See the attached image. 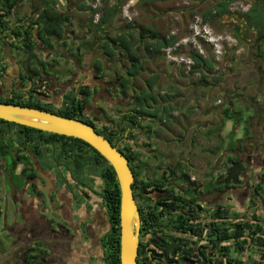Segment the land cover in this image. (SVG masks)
I'll list each match as a JSON object with an SVG mask.
<instances>
[{"label": "flooded vegetation", "instance_id": "af4514ba", "mask_svg": "<svg viewBox=\"0 0 264 264\" xmlns=\"http://www.w3.org/2000/svg\"><path fill=\"white\" fill-rule=\"evenodd\" d=\"M7 2L9 6L0 9V99L63 117L75 115L71 118L102 132L126 157L140 222L136 264H264V214L262 220L252 222L220 217L214 151L206 149L204 159L190 155L186 162L182 116H172L169 133L161 112L160 119L127 118L139 110V95L132 100L126 90L128 70L140 61L126 54L121 57L117 44L105 34L97 40L95 30L86 38L82 28L78 34L64 26V35L45 46L33 17L39 0ZM32 2L33 10L19 14ZM109 48L114 49L113 56ZM121 66L129 68L125 88L118 76L104 79L107 70H121ZM258 71L262 77L261 66ZM116 80L120 88L112 87ZM147 88L144 91L157 96L153 86ZM258 103L257 107H264V94ZM152 106L143 107L153 112ZM6 122H0V203L10 222L0 242L7 243L3 252L8 258L0 263L106 264L110 225L103 196L105 164L92 156L88 146L63 134ZM147 125L151 128H143ZM242 160L246 165L247 160ZM235 185H221V191ZM26 207H31L30 217L24 216Z\"/></svg>", "mask_w": 264, "mask_h": 264}, {"label": "crops", "instance_id": "0c3cea01", "mask_svg": "<svg viewBox=\"0 0 264 264\" xmlns=\"http://www.w3.org/2000/svg\"><path fill=\"white\" fill-rule=\"evenodd\" d=\"M123 1L131 2V0ZM132 1L135 3L133 5L138 13L137 19L127 23L123 21L121 14L117 13L111 23L101 26L102 30L107 27V32H114L115 35L112 33V36L131 34L133 41H136L133 54L141 62L142 67L128 79L127 96H131L132 100H135L140 92L148 89L147 87L152 83L151 80L155 78L156 82L151 84L153 86L152 92L157 95L156 97L160 103L157 106L153 104L152 107L155 109L161 105L162 108L167 110L162 112V117L167 122V126L170 127L166 128L168 133L172 130L171 126L174 120L172 116L177 114L182 116V119H180L183 126L181 133L187 143L183 155L186 162L189 161L190 155L198 156V159H204L207 156L206 149L214 151L213 166L217 160L218 165H215V168L219 175V184L225 177L229 159L245 158L247 163L243 171L244 175L241 176L242 185H235L237 188L233 187L231 189L230 187L229 190L225 191H221L222 186L220 185L219 206L226 212L223 217L235 220L246 219L249 222L254 221V219L262 220V213L264 214V206H262V198L264 199V135H262V114L253 113L254 108L259 107L257 105L260 98L245 95L242 93V88L239 89L238 84H235L234 81L229 84L227 81L229 74L224 75L222 70H218L216 64L212 68L193 69L191 74H185L175 65L167 63L160 50L163 37L172 27H177L181 35L188 33V24L196 13L201 14L203 17L206 15L204 18L208 19L213 26L219 24L221 28L228 25L233 15L227 12L217 17L208 15V10L217 0ZM55 2L57 5L58 1L55 0ZM103 5L102 2V7ZM118 5L121 6L120 3ZM38 8L41 10L42 6L38 5ZM24 9L19 14L25 16L28 12H24ZM71 9L67 8L69 20L66 24L71 26L74 33L79 32L81 34L80 28H82L87 38V35H90L89 32L96 30L94 27H91L93 29L88 28L90 26V10L86 6L80 9L78 3L72 6ZM34 10L35 16L33 17H36L35 12L39 10H37V7ZM88 13L89 15H87ZM101 29L95 31L97 40L103 34ZM70 35L66 38L67 41ZM263 64L262 71H264ZM121 67V70L117 68H115V71L107 70L104 79L106 81L115 80L118 76L122 79V82L126 80L128 78L126 71L129 68H125L126 66ZM112 87L120 88V80L114 81ZM254 88L258 90L256 85H254ZM218 99L222 103L216 105ZM237 102L243 105V108L247 110V114L245 118L240 117L241 121H236L237 125L241 122V129L237 135L233 134V137H229V130H232L233 127L229 126L228 122H223L226 117L225 112L232 113L234 104ZM249 108H252L253 111L249 112ZM250 113H253L255 117ZM256 132H258V135H256ZM194 133L196 135H193ZM204 168H202V171ZM193 173L192 171L190 175H193ZM247 189L249 193L245 195ZM252 189L256 201L257 199L260 201L255 206V199L250 194V191H253ZM30 208L26 207L24 211L26 215L24 216L30 217L28 212ZM13 236L14 234L10 233V239ZM9 250L8 247L7 252Z\"/></svg>", "mask_w": 264, "mask_h": 264}, {"label": "trees", "instance_id": "16d2710c", "mask_svg": "<svg viewBox=\"0 0 264 264\" xmlns=\"http://www.w3.org/2000/svg\"><path fill=\"white\" fill-rule=\"evenodd\" d=\"M8 0H0V9L4 8V6H9V3L7 2ZM114 1V2H113ZM232 0H219L217 1L207 12V14L211 15V10L213 14V10L215 13L213 14L214 16H219L223 13L227 12V5L228 2ZM15 2V0H10L11 5ZM103 2V7H97V8H91L87 6L86 0H81L78 3L79 8L81 9L83 6H86V8L90 9L91 17H90V26L94 27L96 30H100L102 25H106V23H111L114 18L116 17L117 13L120 14L121 7L118 5L119 0H102ZM39 5L42 6V9L39 10L37 8L35 14V24L37 25V35L39 39L41 40L42 43H44L45 46L50 47L51 46V39L53 37H58L61 38L64 35V26H66L68 20H69V13L67 10L65 11H59L57 8L58 4L56 5L55 0H39ZM101 12L100 17L98 19V22L94 23L93 22V15L96 12ZM206 17V15L204 16ZM245 19H246V24L244 25V28H246V31L253 29L255 40L254 44L256 46L255 48V55L257 57H260L262 59V64L264 63V0H252L251 5L249 9L245 13ZM3 23L1 20L0 26ZM243 27H236V32H235V39L240 42L241 38L239 31H241ZM95 30V31H96ZM102 30V29H101ZM104 32V30H102ZM96 35V32H95ZM106 36L110 37V41L113 42L115 45L117 44L119 54L121 57H123L125 54L127 57L130 59L137 61L136 56H134L132 52V45L134 43L133 38L131 34L128 35H123L119 34L117 36ZM173 38H168L167 36L163 37L162 45L160 47H166L171 44H173ZM83 44V43H82ZM135 51V50H134ZM108 53L110 55H114V49L109 48ZM254 53V52H253ZM189 56L193 59L194 61V66L193 69H203V68H212L214 66L213 61L209 58H204L202 55L190 51ZM213 64V65H212ZM141 68V63L139 62L138 65L134 66L132 69H129V74L134 75L140 70ZM263 73V72H262ZM151 84L156 82V79L153 78L151 80ZM148 86L149 88H152V85ZM123 86L125 88V82L123 80ZM139 96L137 97V102L139 105V110L135 111V114H130L127 115V118L130 121H135V119H139L142 115L145 116H150L154 118H161L160 112L162 113L163 111H167L166 109L162 108L160 105L155 108V111L151 112L145 109L144 104L146 105H152L156 104V106L160 103L158 101V98L154 96L151 92L144 91L141 94H138ZM253 99V98H252ZM0 102L2 103H10V104H19L23 106H30V107H36L33 105L25 104L23 102L19 101H7L0 99ZM264 107H258V109L255 110L256 114H264L263 112ZM226 118H232V113L230 112H225ZM139 116V117H138ZM64 117H73L76 118L75 115H68L65 114ZM242 119L239 118V120L236 121H241ZM262 121H264V117H262ZM0 122H6L2 119H0ZM8 123V122H6ZM11 125H17L13 122H9ZM151 128V125L143 126V128ZM263 129H264V124H263ZM99 134H102V132L97 131ZM103 135V134H102ZM105 137V135H103ZM69 139H73L74 141H77L85 146H88L90 150L93 152L94 155L97 159H101V162L105 164V172L103 173V177L106 180L105 183V188L103 191V196L105 199V202L107 204V209H108V217H109V231L107 233V244L109 250L107 251L106 255V264H120L119 262V187L116 179L115 172L111 165L106 161V159L101 156L94 148L89 146L87 143H84L82 140L75 138V137H66ZM92 157V160H93ZM98 159V160H99ZM99 164V163H98ZM229 166L228 168L226 167V176L223 178L222 182H220V185H235L240 183L242 180L240 176H242L243 170H244V163L243 160L240 158H230L228 162ZM219 215L220 217L224 216V213H226L221 207L219 208ZM222 235V234H221ZM222 238V236H221Z\"/></svg>", "mask_w": 264, "mask_h": 264}, {"label": "water", "instance_id": "95a60500", "mask_svg": "<svg viewBox=\"0 0 264 264\" xmlns=\"http://www.w3.org/2000/svg\"><path fill=\"white\" fill-rule=\"evenodd\" d=\"M0 119L43 131L72 136L94 148L113 168L119 187V262L136 264L139 216L132 195L133 175L126 157L91 125L37 108L0 102Z\"/></svg>", "mask_w": 264, "mask_h": 264}, {"label": "rangeland", "instance_id": "374dc122", "mask_svg": "<svg viewBox=\"0 0 264 264\" xmlns=\"http://www.w3.org/2000/svg\"><path fill=\"white\" fill-rule=\"evenodd\" d=\"M58 4H59V11H65L67 10V8H72V6L76 5L77 3H79V1L81 0H57ZM96 0H94L95 2ZM219 1V0H217ZM215 1V3L217 2ZM252 0H232L228 2L227 5V11L228 13L232 14L233 16L231 17L232 19L229 21L228 25L221 28L219 24H217L215 27V31L218 34H222V35H228L230 37H234L235 38V32H236V27H243L241 29V31H239L241 41L238 42L237 40H235L234 38V42H232L231 44H228L229 46H224L223 48V54H222V58L218 61V68L220 70H222L221 72L225 75V74H229L227 81L229 82V84L231 82L234 81L235 84H238V88H242V93H244L247 96H254V98L258 97L260 99H262V95L264 94V72L262 74L261 77V73H259V67H262V59L260 57H257L255 55V44H254V40L256 39L254 36V32L253 29H250L249 31H246V28H244V25L246 24V19H245V13L246 11L249 9L250 5H251ZM36 3V1H35ZM102 3V0H101ZM119 3L121 4V6H123L124 4H129V5H133V1L131 0V2H125L122 0H119ZM135 5V3H134ZM120 6V7H121ZM35 7L34 2H32V4H30L29 8L24 9V12H30L29 10H33V8ZM99 8V6H97ZM133 10L136 11L135 7L133 8ZM133 10H129L127 15L131 17V19H128V16L126 17L125 15H121L123 21L125 22H132L133 20L138 18V13L136 11V13L133 12ZM72 11V9H71ZM199 14V13H196ZM89 15V13L87 14ZM191 19V18H190ZM190 23V22H189ZM189 25V24H188ZM241 25V26H240ZM66 27H69V29H71V26L66 25ZM107 27L104 30L103 34H107L109 33V35H111L112 33L115 35L114 32H107L106 31ZM70 31V30H69ZM107 32V33H106ZM79 34V32H78ZM112 34V35H113ZM189 35V33H187ZM105 35H103V37H105ZM111 35V36H112ZM83 43V42H82ZM254 52V53H253ZM264 65V64H263ZM254 85H256V87L258 88L255 89ZM245 100V99H244ZM244 103V101H242ZM231 111V109H230ZM249 112L253 111L252 108L248 109ZM247 110H245L243 108V105L239 104L238 102L236 104H234V109L232 112V119H227L225 117L224 119V123L229 124V126H232L233 129L229 130V137H233L234 135H237V133L239 132V130L241 129L240 125H237L238 123L236 122V120H239V118L244 117L247 114L246 113ZM264 112V110H263ZM255 113V112H253ZM253 113H250V115H254ZM240 118V119H241ZM230 121V123H229ZM236 123V124H235ZM263 124L264 121H262V135H264V129H263ZM239 126V127H238ZM230 128V127H229ZM238 128V129H236ZM243 128V127H242ZM238 130V131H237ZM234 134V135H233ZM254 134V132L252 133V135ZM256 135H258V132H256ZM96 190H99V187L97 186ZM0 210H2L1 216H0V242L3 241L5 238V236L7 235L6 232L3 231L5 224H8L10 221V218L7 217L5 218V212L3 213V208L4 205L2 203H0ZM0 255H1V260L0 262L3 260V256L8 258V255L6 253L3 252V250L6 248L5 246L6 244H1L0 243ZM1 264V263H0ZM98 264H103V263H98Z\"/></svg>", "mask_w": 264, "mask_h": 264}, {"label": "built area", "instance_id": "2783aa9c", "mask_svg": "<svg viewBox=\"0 0 264 264\" xmlns=\"http://www.w3.org/2000/svg\"><path fill=\"white\" fill-rule=\"evenodd\" d=\"M87 6L91 8H97V6H101V0H86ZM123 11V15L128 16L127 13L129 10H133L132 5L124 4L121 6ZM1 12V11H0ZM136 13L135 10H133ZM99 19V13L96 12L93 15V22H96ZM130 20L131 17L128 16ZM191 35L184 36L178 38L173 44L166 46L162 49L164 56L167 62L175 65L176 67H180L184 70L185 73H190L193 70L194 61L189 56V46L196 50L204 57L207 56L205 51L203 50L204 44L211 47V56L217 61L222 58L223 54V40L225 37L216 34L214 29L208 24V22H203L200 16L195 15L193 22L190 26ZM177 29H172L170 31V35L176 36ZM220 100H217L219 103Z\"/></svg>", "mask_w": 264, "mask_h": 264}, {"label": "clouds", "instance_id": "9594fccd", "mask_svg": "<svg viewBox=\"0 0 264 264\" xmlns=\"http://www.w3.org/2000/svg\"><path fill=\"white\" fill-rule=\"evenodd\" d=\"M132 7L134 8V5H132ZM58 8V7H57ZM90 10V9H89ZM99 13V17H100V14H101V12L99 11L98 12ZM215 13V11L213 10V14ZM227 13H228V11H227ZM120 14L122 15L123 14V12H122V8H121V11H120ZM212 14V10H211V15L210 16H214ZM195 15H198V16H200V18L202 19V21L203 22H208V24L214 29V31H215V27L210 23V21L208 20V19H205L201 14H194L193 16H192V19H191V21H190V23H189V25H188V33H189V35L186 33V34H184V35H181L180 34V30L177 28V27H172L170 30H169V32L166 34V36L168 37V38H173V43L178 39V38H181V37H184V36H190L191 35V29H190V26H191V24H192V22H193V19H194V16ZM216 17H217V15H216ZM93 20V19H92ZM96 22H98V20L96 21ZM96 22H94V23H96ZM177 29V35L176 36H172V35H170V31L172 30V29ZM216 32V31H215ZM216 34H218V33H216ZM218 35H221V36H223V37H225V40H223V47L224 46H229L228 44H231L232 42H234V39L232 38V37H230V36H228L227 34L226 35H222V34H218ZM236 40V39H235ZM164 48V47H163ZM162 48V49H163ZM161 49V50H162ZM203 50L205 51V53H206V55L207 56H203L202 54H200L199 52H197L196 50H193V48L192 47H190L189 46V52L190 51H193V52H196V53H198V54H200V55H202L204 58H209V59H211L212 61H213V64H216V66H217V64H218V61L217 60H215L214 58H213V56H211V47L210 46H208V45H206V44H204V46H203ZM189 52H188V54H189ZM218 67V66H217ZM218 70H219V68H218ZM193 71V70H192ZM219 100V99H218ZM222 102H221V100H220V102L218 103V105L219 104H221Z\"/></svg>", "mask_w": 264, "mask_h": 264}, {"label": "bare ground", "instance_id": "6f19581e", "mask_svg": "<svg viewBox=\"0 0 264 264\" xmlns=\"http://www.w3.org/2000/svg\"><path fill=\"white\" fill-rule=\"evenodd\" d=\"M100 7H102V3H101V6Z\"/></svg>", "mask_w": 264, "mask_h": 264}]
</instances>
